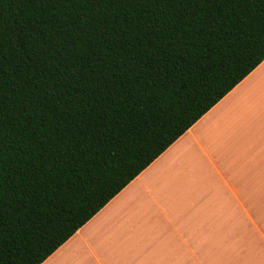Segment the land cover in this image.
I'll use <instances>...</instances> for the list:
<instances>
[{
	"label": "trees",
	"instance_id": "trees-1",
	"mask_svg": "<svg viewBox=\"0 0 264 264\" xmlns=\"http://www.w3.org/2000/svg\"><path fill=\"white\" fill-rule=\"evenodd\" d=\"M264 60V0H0V264H41Z\"/></svg>",
	"mask_w": 264,
	"mask_h": 264
},
{
	"label": "crops",
	"instance_id": "crops-1",
	"mask_svg": "<svg viewBox=\"0 0 264 264\" xmlns=\"http://www.w3.org/2000/svg\"><path fill=\"white\" fill-rule=\"evenodd\" d=\"M41 264H264V60Z\"/></svg>",
	"mask_w": 264,
	"mask_h": 264
}]
</instances>
